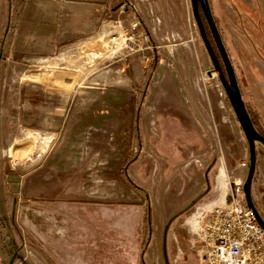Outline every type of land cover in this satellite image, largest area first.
I'll list each match as a JSON object with an SVG mask.
<instances>
[{"label": "rangeland", "instance_id": "obj_1", "mask_svg": "<svg viewBox=\"0 0 264 264\" xmlns=\"http://www.w3.org/2000/svg\"><path fill=\"white\" fill-rule=\"evenodd\" d=\"M23 2L0 0V264H191L198 255L188 254L181 219L168 231L164 223L205 170L226 193L241 186L248 149L190 0H93L97 38L82 57L91 81L72 93L76 145L64 152L36 131L35 113L55 95L53 62L14 39ZM208 4L264 131V0ZM102 129L106 147L79 142ZM251 195L264 218L259 143Z\"/></svg>", "mask_w": 264, "mask_h": 264}, {"label": "crops", "instance_id": "obj_2", "mask_svg": "<svg viewBox=\"0 0 264 264\" xmlns=\"http://www.w3.org/2000/svg\"><path fill=\"white\" fill-rule=\"evenodd\" d=\"M93 4V0H24L20 17L13 32L14 39L19 41L20 46H29V42L33 41L35 55L52 59L53 72L48 82H51V86L55 89V95L48 102V106L38 109L39 111L35 113V121L36 131L44 133L40 143L46 147L52 138L50 150L54 152H64L72 148L74 143L71 131L74 127L73 120L76 114V111H73L75 107L72 106L77 102L72 93L78 86V82L81 81L84 84L81 86H88L87 82L91 81V76H87V71H89L86 65L87 60H82V57L87 56V45L96 37L91 30L94 17ZM95 14H98V18H102L101 12ZM87 17L90 22L88 27ZM51 44L52 49H47V46L49 47ZM55 64L58 67H54ZM82 99L84 102H88L85 101L86 97ZM104 126L106 129L108 128V124ZM106 129L97 130L99 131L97 134L86 133L79 142L85 147L95 142L97 146L104 148L108 145ZM26 133L28 136L29 130ZM242 137L247 145L243 133ZM13 141L16 142L15 139ZM210 175L209 170H205L202 184L196 180L188 187L186 198L182 200V208L173 212L164 223L165 231H168L181 219L179 225L185 227L187 232L188 254L190 253L194 258L198 252L195 249V237L192 232L195 224L199 225L200 223V220H196L194 208L198 212L200 211L199 214H202L204 211L222 206L225 202V191L216 186L214 176L211 178ZM59 176L60 174H57L54 177L59 178ZM79 176L74 175L76 180L80 178ZM100 178L108 179L103 174ZM196 260L198 264V258H195L191 264H196Z\"/></svg>", "mask_w": 264, "mask_h": 264}, {"label": "built area", "instance_id": "obj_3", "mask_svg": "<svg viewBox=\"0 0 264 264\" xmlns=\"http://www.w3.org/2000/svg\"><path fill=\"white\" fill-rule=\"evenodd\" d=\"M200 215L198 264H264V229L246 205L242 185L230 186L222 206Z\"/></svg>", "mask_w": 264, "mask_h": 264}, {"label": "water", "instance_id": "obj_4", "mask_svg": "<svg viewBox=\"0 0 264 264\" xmlns=\"http://www.w3.org/2000/svg\"><path fill=\"white\" fill-rule=\"evenodd\" d=\"M190 4L192 16L197 25L198 32L203 41L205 49L209 55L212 68L217 71L218 78L222 84L227 99L229 100L231 108L234 112L235 118L237 119L247 142V171L242 183V190L246 205L251 209L257 223L264 229V218L256 209L251 195V184L256 165V144L259 143L264 148V136L254 127L249 113L246 109L232 63L230 61L229 55L222 41L218 28L215 24L213 14L208 4V0H190ZM199 8H201L203 16L206 20L220 59L223 63L224 70L221 68L215 50L207 36ZM12 259L8 264H11Z\"/></svg>", "mask_w": 264, "mask_h": 264}, {"label": "trees", "instance_id": "obj_5", "mask_svg": "<svg viewBox=\"0 0 264 264\" xmlns=\"http://www.w3.org/2000/svg\"><path fill=\"white\" fill-rule=\"evenodd\" d=\"M199 11H200V15H201V18H202V21H203V24H204V27H205V30H206V33H207V36H208V38H209V40H210V42H211V44H212V46H213V48H214V50H215V53H216V55H217V57H218V60H219V62H220V65H221V68L224 70V66H223V63H222V61H221V59H220V56H219V53H218V51H217V48H216V46H215V43H214V41H213V38H212V36H211V33H210V30H209V28H208V25H207V23H206V20H205V18H204V16H203V13H202V11H201V8H199ZM214 21H215V19H214ZM215 24H216V22H215ZM217 26V25H216ZM242 94V93H241ZM244 103H245V106H246V109H247V111H248V113H249V116H250V118H251V120H252V123H253V125H254V127L264 136V131L259 127V125H258V123H257V121H256V119H255V117H254V115H253V112L251 111V109H250V107L246 104V102L244 101Z\"/></svg>", "mask_w": 264, "mask_h": 264}]
</instances>
